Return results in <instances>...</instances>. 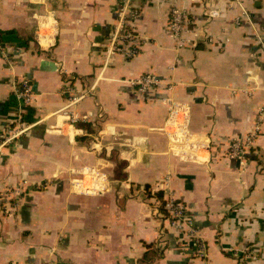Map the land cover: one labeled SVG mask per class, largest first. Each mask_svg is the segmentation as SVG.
I'll return each instance as SVG.
<instances>
[{
	"label": "crops",
	"instance_id": "crops-1",
	"mask_svg": "<svg viewBox=\"0 0 264 264\" xmlns=\"http://www.w3.org/2000/svg\"><path fill=\"white\" fill-rule=\"evenodd\" d=\"M121 2L0 0L28 41L0 43V132L31 126L0 154V264H264V0H134L135 56L108 51Z\"/></svg>",
	"mask_w": 264,
	"mask_h": 264
},
{
	"label": "built area",
	"instance_id": "built-area-1",
	"mask_svg": "<svg viewBox=\"0 0 264 264\" xmlns=\"http://www.w3.org/2000/svg\"><path fill=\"white\" fill-rule=\"evenodd\" d=\"M134 0H122L121 7L118 12V19L114 31L110 36L108 51L112 53L122 52L127 56H135L138 54L141 47V37L136 31L130 30V19L134 18L137 14L133 7ZM185 21V13L174 8L171 12L170 29L176 35H179ZM134 84L139 87V91L142 94H148L155 86L159 84L158 80L152 75L141 76L134 81ZM19 97L21 98L23 105L28 106L31 104L33 94L28 82H24L19 89ZM23 111V110H22ZM12 125L7 127L5 132H0V154L4 148L13 145L20 137L25 135L31 126L23 122L22 118L18 116L17 119H13ZM243 146L239 142H234L231 146V156L234 158L242 157ZM165 210L169 214L171 225L174 229L186 232L192 240L190 247L194 249V252L201 257L206 256V244L197 236L198 232L196 228L191 224L188 217L186 207L177 202L176 199L170 198L167 200Z\"/></svg>",
	"mask_w": 264,
	"mask_h": 264
},
{
	"label": "trees",
	"instance_id": "trees-1",
	"mask_svg": "<svg viewBox=\"0 0 264 264\" xmlns=\"http://www.w3.org/2000/svg\"><path fill=\"white\" fill-rule=\"evenodd\" d=\"M0 43L2 46L13 45L16 47H27L28 41L22 40L15 31H0Z\"/></svg>",
	"mask_w": 264,
	"mask_h": 264
}]
</instances>
